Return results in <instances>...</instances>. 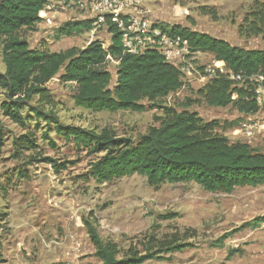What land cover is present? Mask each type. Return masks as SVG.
Wrapping results in <instances>:
<instances>
[{
  "label": "rangeland",
  "instance_id": "rangeland-1",
  "mask_svg": "<svg viewBox=\"0 0 264 264\" xmlns=\"http://www.w3.org/2000/svg\"><path fill=\"white\" fill-rule=\"evenodd\" d=\"M261 3L264 0H142V20L152 27L179 25L234 46L264 50V27L253 25L257 16H252ZM40 19L32 28L19 32L31 48L57 52L82 49L93 40L105 48L111 42L112 34L106 27L93 35L88 30L58 36L57 29L64 23L82 20L78 12L52 9ZM1 49L0 39V73L4 71ZM117 64L114 59L105 64L111 73L110 86L116 79ZM46 87L52 102L40 109L60 124L107 129L132 141L150 126L160 124L165 115L162 107L189 94L200 98L192 109L203 121L219 122L216 131L229 142L264 151L262 113L252 116V135L247 137L240 130L244 116L234 107L210 106L200 94L189 90L171 94L159 102L160 106H147L140 112H98L75 105L74 85L61 82L57 75ZM189 87L196 91L200 86L193 83ZM3 98L0 89V101ZM1 121L0 264H98L84 219L93 223L103 240L115 242L122 253L133 248L142 254L149 246L153 251L159 241L188 243L182 251L161 254L170 259L142 264H264V222L256 227L250 224L264 216V185L237 187L230 193L209 192L194 182L154 186L137 174L99 183L88 175L92 156L58 137L52 124L30 118L23 129L5 117ZM22 134L36 147L18 156L12 143ZM39 157L74 163L56 172L50 164L32 160ZM231 248L234 250L229 252Z\"/></svg>",
  "mask_w": 264,
  "mask_h": 264
},
{
  "label": "trees",
  "instance_id": "trees-1",
  "mask_svg": "<svg viewBox=\"0 0 264 264\" xmlns=\"http://www.w3.org/2000/svg\"><path fill=\"white\" fill-rule=\"evenodd\" d=\"M43 6L44 0H0L4 64V71L0 73V89L4 96L0 101V148L2 117L23 129L32 118L52 124L58 137L92 156L88 175L99 183L137 174L144 176L150 185L194 182L209 192L230 193L237 187L264 185V151L246 143L229 142L216 131L219 122L203 121L192 109L200 103V98H192L189 94L171 106L162 107L165 115L160 124L150 126L135 141L118 138L107 129L94 131L62 125L55 117L44 113L40 106L52 102L46 84L56 75L61 82L74 85L75 105L90 111L140 112L147 106H160L161 100L183 89L200 94L210 106L234 107L243 116L255 114L258 107L252 97L251 83L243 88L220 77L211 79L196 91L189 85L184 87L178 70L164 61L156 50L125 53L120 33L114 26L109 27L112 37L106 48L98 40L82 49L71 47L57 52L31 48L19 32L32 28L41 20L38 13ZM252 16H257L253 25L264 27V4ZM158 27L186 40L192 50L211 53L235 73H258L264 77V50L234 46L224 39L179 25ZM90 29V20L69 21L57 29V35L72 36ZM107 56L118 62L112 86L111 73L105 68ZM233 94L236 95L234 98ZM33 101L34 105L31 104ZM43 137L49 140L46 133ZM49 143L53 144L50 140ZM12 144L18 156L24 150L36 147L26 134L14 138ZM32 160L44 161L56 172L74 163L59 162L51 157ZM18 173L24 176L22 171ZM82 222L98 264H142L151 259H170L161 254L170 255L188 246V243L172 240L159 241L153 251L149 246L142 254L133 248L122 253L115 242L99 236L93 223L85 219ZM262 222L264 216L252 219L250 224L256 227Z\"/></svg>",
  "mask_w": 264,
  "mask_h": 264
},
{
  "label": "built area",
  "instance_id": "built-area-1",
  "mask_svg": "<svg viewBox=\"0 0 264 264\" xmlns=\"http://www.w3.org/2000/svg\"><path fill=\"white\" fill-rule=\"evenodd\" d=\"M52 9L78 12L79 18L91 21L92 35L99 28L109 29L114 26L120 33V43L125 53L141 54L148 49L156 50L164 61L178 70L183 85L196 83L201 88L211 79L220 77L231 80L233 86L243 88L251 83L252 97L258 107L256 113L264 116L263 75L235 73L211 53L192 50L180 36L171 35L158 26L148 25L147 20H142L145 13L142 0H44L43 9L38 16L41 17V11L44 13ZM183 14L182 11L181 15ZM107 59H111L110 56ZM235 96L233 94L232 97ZM253 115L244 116L240 123V130L247 137L252 135ZM262 124L264 123L260 127L264 126Z\"/></svg>",
  "mask_w": 264,
  "mask_h": 264
},
{
  "label": "water",
  "instance_id": "water-1",
  "mask_svg": "<svg viewBox=\"0 0 264 264\" xmlns=\"http://www.w3.org/2000/svg\"><path fill=\"white\" fill-rule=\"evenodd\" d=\"M232 250H234V248L229 249V252H231Z\"/></svg>",
  "mask_w": 264,
  "mask_h": 264
},
{
  "label": "bare ground",
  "instance_id": "bare-ground-1",
  "mask_svg": "<svg viewBox=\"0 0 264 264\" xmlns=\"http://www.w3.org/2000/svg\"><path fill=\"white\" fill-rule=\"evenodd\" d=\"M42 13H43V12L41 11V12H40V15H41Z\"/></svg>",
  "mask_w": 264,
  "mask_h": 264
}]
</instances>
